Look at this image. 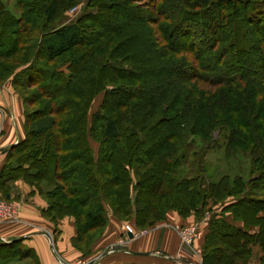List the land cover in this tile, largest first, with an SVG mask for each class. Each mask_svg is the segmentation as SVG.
<instances>
[{"label":"trees","instance_id":"1","mask_svg":"<svg viewBox=\"0 0 264 264\" xmlns=\"http://www.w3.org/2000/svg\"><path fill=\"white\" fill-rule=\"evenodd\" d=\"M13 1L15 8L23 11V14L16 15ZM65 2V0H0V84L10 79L14 89L21 96L27 129L26 136L8 148L7 161L0 170V197L10 199L14 183L19 179L35 186L48 200V206L43 209L46 217L54 222L67 215L75 218L77 235L73 238V244L84 253H87L86 245L92 240L89 234L103 228L109 222L102 198L104 183L107 181L115 187L116 194L123 193L126 204L124 207L128 208L125 213L119 211V204L124 205L121 197V201H118L117 205L115 202V207L112 206L114 215L129 216V213L135 211L139 226L152 225L164 219L169 210H176L183 216L202 215L205 207L220 203L222 207L218 206V209L221 208L222 215L213 216L206 234L203 264H246L247 259L253 254L254 245L264 247V207H252L264 205V198H246L245 184L242 183L241 176L232 183L229 174L222 176L218 182L208 179L202 165V159L210 144L215 141L212 134L218 127L225 131L224 138L228 143H233L237 139L236 127L228 128L230 123L228 112H222L219 118L217 112L213 113V110L207 107L208 104L192 103L188 92L175 97L165 80L156 81L153 86H147L143 80H136L138 81L136 84L119 82L123 76L112 77L106 69L109 64L97 62L98 59H102V54L96 60L100 65L98 64L94 77H91V86L95 88L94 94L99 91L105 92L104 101L99 109L105 119L100 133L101 138L112 140L115 145L110 152L104 146L100 147L101 156L100 154L95 156L91 143L93 130L88 125L85 113L86 102L93 95L86 93L84 96L86 102H78L83 97L79 95L81 99H76L73 108L79 109L80 114L64 116V121H61V114L54 106L55 103L59 106L71 104L72 94L67 90L71 89L72 85L70 76L62 70H51L45 66V60L50 62L67 52H76V48L82 45L87 46L88 37L91 46L96 41L95 38L92 39V34L87 35L88 31L80 24L81 21L58 24L51 28V25L59 22L66 9L63 6ZM177 2L172 12L174 21L185 20L203 26V30L206 32L209 30V33L215 35L216 42L213 45L215 46L222 34H226L221 24L222 18L227 15L223 13V3L227 5L232 3L230 4L232 7L240 4V7L246 6V9H249L247 5L264 3V0H191V2L177 0ZM107 8L105 7V10ZM162 31L169 37L172 27L164 26ZM116 35L111 31L107 37L113 42ZM242 36L240 32V40ZM173 42L171 38L168 39L169 45L174 44ZM234 44L237 51L235 39ZM98 48L102 49V46ZM243 49L242 47L240 50ZM128 55L130 60L137 59L140 62L149 60L150 63H154L155 70L151 68V71L157 73L155 77H160L161 65L159 66L160 62L157 63L158 58L147 56L141 58V53L132 51ZM83 56L84 53L80 59H71L73 63L70 64V73L78 71L73 68L74 65L85 66ZM146 58L148 60H145ZM215 62L214 57L207 64L212 67ZM127 74L128 78L140 76L139 72H136V76L133 72ZM46 75L49 76V81L41 82L42 77ZM51 79H54L55 85ZM229 80L233 82L236 78ZM109 82L115 84L109 88L107 87ZM39 83L53 87L50 91L43 90L48 93L44 95L48 100L43 102L48 104V111L43 108L45 106H37L41 97L36 96L38 91L31 90L36 86L39 89ZM233 83L236 86L237 83ZM234 96L235 94L226 96L229 105ZM56 97L61 99L58 101ZM242 106L249 109V106L243 104ZM191 137L200 138L202 141L200 148L197 138ZM255 144H259L261 148L264 145L263 142ZM150 146L157 149L155 153L149 150ZM190 146L196 147L194 148L196 174L183 176L182 165ZM144 155L150 159L149 163L144 162ZM141 164L143 165L140 166ZM71 172L82 188H85L83 199L76 195L75 200H71L72 195L66 196V184H63V181H66V174L69 175ZM134 175L142 179L147 176L145 189L140 192L138 198L132 197ZM44 183L50 188H44ZM237 194L241 198L225 203L228 197ZM88 198L93 202L85 209L84 206L72 204L79 199L86 206ZM139 200L145 203L144 206H138ZM243 205L249 206L245 208ZM152 212L153 216L150 215ZM245 213L247 215L254 213L257 222L250 225ZM252 226L257 228L254 230ZM239 260L243 261L238 262ZM15 261L40 264L34 249L25 245L22 239H15L9 243L1 242L0 264Z\"/></svg>","mask_w":264,"mask_h":264},{"label":"rangeland","instance_id":"2","mask_svg":"<svg viewBox=\"0 0 264 264\" xmlns=\"http://www.w3.org/2000/svg\"><path fill=\"white\" fill-rule=\"evenodd\" d=\"M65 1L63 6L64 9H66L63 11L59 22L51 25V28L58 24L64 25L81 21L80 24L88 31L87 35L89 33L92 34V39L95 38L96 41L94 45L91 46L90 37H88L87 46L82 45L76 48V52H67L53 61L49 62L45 60V66L47 69L51 70H62L70 76L69 79L72 85L71 89L68 88L67 90L72 94L70 96V100H72L71 104L59 106L55 103L54 106L61 114V121H64V116L80 114L79 109L73 108L74 102L81 99L79 95L83 96L81 99L83 101L80 100L78 102H86L84 98L86 93L90 96L93 95V98L91 97V99L86 102L85 113L87 115L88 125L91 126L90 128L93 130L91 143L96 154L95 156L101 153L100 147L104 146V148L108 149L110 152L111 149H114L113 147L115 145L114 141L101 138L102 136L100 133L105 124V119L103 118L104 115L101 113L102 111L99 112V109L104 101L105 92L99 91L94 94L95 88L91 86V77H94V73L98 69V66L103 62L109 64L106 69L112 77L118 78L119 76H123L119 82L136 84V82H138L136 80H143L144 84L147 86H153L152 84L154 82L165 80L169 84L168 87L172 90V93L175 94V97L176 95L188 92L189 97H191L189 100L192 103L199 102L200 105L208 104L207 107L213 110V113L217 112L219 118H221L222 112H228L230 118L228 128L236 127L237 139L233 143H228L224 138L225 131L222 127H218L213 132L212 139L215 141L210 144L209 150L202 159V165L206 171V175L208 179L218 182L222 176L229 174L231 183L234 182L238 176H241V181L245 184V193H247L245 196L246 198H264V145L262 146L263 148H261L259 144H255L256 142H263L264 144V3L247 5L249 9H246V6L240 7V4L237 7L236 4L232 7V5H230L232 3L229 5L223 3V13H227V15L222 18L223 21L221 24H223V32L226 34H222L219 42L217 41L216 45L213 46L216 42V37L211 32L209 33V30L207 32L203 30V26L195 22H186L185 20L179 21L178 19L176 22L174 21L172 12L178 4L177 0ZM189 1L191 2V0ZM12 3L13 8L17 11L16 15L23 14V11L20 12L15 8L14 1ZM105 7L109 9L107 8L105 10ZM168 25L172 27V32L169 37L162 31V28ZM233 28H235L234 31ZM111 31L117 34L113 42L112 39L107 37ZM240 32L243 35L241 40L239 39ZM170 38L174 41V44L170 43L169 45L168 39ZM234 39L237 43V51L235 49ZM115 44L118 45L115 46ZM99 46H102L104 50L98 48ZM242 47L244 49L240 50ZM89 48L91 49L89 50ZM130 51L138 54L141 53V58L142 56L158 58L157 63L160 62L159 66L161 65L160 77H155L157 73L151 71V68L155 70V65L154 63H150L147 58L145 60L148 61L141 62L137 59L130 60L128 55ZM83 53L85 66L77 67L74 65L73 68L78 71L70 73L69 68L73 63L71 59H80ZM102 54V59L97 60ZM203 56L207 60L204 59ZM214 57L216 62L214 66L210 67L207 63ZM96 60L100 63H97ZM162 65L165 67L163 68ZM129 72H133L135 76L136 72H139L140 76L128 78L127 73ZM208 76L212 77L209 78ZM48 77V75L42 77L41 82H48L50 79ZM203 77L208 80H205ZM229 78H236V80L233 81L237 83L236 86H234L235 84L233 82H230ZM55 79L58 81L57 78ZM51 82L55 85L54 79H51ZM39 84V89L37 88L38 86H36L31 90L35 92L38 91L39 94L37 93L36 96L41 97V99H38L39 103L37 106H45L43 108L48 111V104L46 102L43 103L44 100H48V98L44 96L48 93L43 92V90L50 91L53 87H51V85L46 87L41 83ZM113 84L115 83L109 82L107 87L110 88ZM226 94L228 96L230 94H235L230 105L226 102ZM75 95L78 96V98ZM56 98L59 101L62 96L61 98ZM242 104L244 106H249V109H244ZM193 138H197V143L200 148L202 144L200 138L191 137V139ZM194 146H196V144ZM194 146H190L185 153L186 157L182 165L183 176H194L196 174L197 168L195 166L197 165H195L194 157V150H196L194 148L196 147ZM149 150L155 153L157 149H152V146H150ZM143 159L145 163L150 162L148 161L150 159H148L146 155H144ZM142 165L143 164L140 166ZM64 166L63 164V168ZM66 175V181H63V184H66V196L68 194L72 195L73 197L71 200H75L74 198L76 195L79 199H83L85 188H82L83 186L76 181L73 172ZM146 180V175L143 179L136 175L133 176L134 187L131 189L133 198H138L140 192L144 191ZM107 182L104 183L102 198L108 212L109 222L111 219L120 221L123 232L121 237L113 240L107 246H103L97 251H94L93 248L95 244L105 234L109 222L103 226V228L92 231L89 234L92 240L86 245L85 249L87 253L82 252L84 256L90 255V257L81 260L92 261L93 259H97L100 264V260L106 254H109L108 251L110 250H113L110 253L121 250L129 253L132 249H130V243L132 244L139 238L149 236V233L154 229H168L178 237L175 230L176 226H193L197 221H202L205 216L209 215V224H202L199 229V235H201V233L206 231L210 226L213 216L222 215V210L220 208L222 206L220 203L215 204V206L210 204L205 207L202 215L190 214L189 216H183L176 210H169L165 214L164 219L152 225L139 226L136 222L135 211L129 213V216L121 214L122 217H117L114 215L112 206L115 207V202L117 205L118 201H121V197L122 204L124 205L119 204V211L125 213L128 211V208L124 207L126 204L123 193L120 192V195L116 194L114 191L115 187L109 184V181ZM45 185L44 183V188H50ZM238 197L241 198L239 194H237V196L228 197L225 203L236 200ZM0 199L13 202L12 199L1 197ZM79 199L76 202L73 201L72 204L84 206L83 209H85V207H90L93 202L88 198L85 206ZM144 204L139 200L138 206L142 207ZM218 206H220L219 209ZM243 206L246 208L249 205ZM252 207L260 208L264 207V205H253ZM172 212L177 213L182 220H178L177 218H175V220L170 219L169 216ZM152 214L154 213L152 212L150 215L153 216ZM17 215L18 220L6 222L20 221L19 205L17 207ZM65 217L73 216L67 215ZM246 217L250 225H254V223L257 222L254 213H248V215L245 213V218ZM127 225H131L135 234L125 233ZM252 227L254 230L257 228L256 226ZM199 235L196 237L192 246L189 247L191 254L188 260L183 256V258L179 257L178 254L171 256L168 260H172L173 264H203V246L199 245ZM51 239V246L54 251V248L56 250V236H51ZM120 240H123V243H120ZM259 247L261 249L260 253L264 255V247ZM258 252V250H254L252 254V261L255 262V264L258 261V256H260ZM58 253L56 251V254L64 259L62 255ZM148 253L160 255L161 251L154 250L153 252H147V254ZM64 260L66 262L68 261L66 259ZM249 260H251V258L247 259L246 264H248ZM242 261L243 260H239L238 262Z\"/></svg>","mask_w":264,"mask_h":264},{"label":"crops","instance_id":"3","mask_svg":"<svg viewBox=\"0 0 264 264\" xmlns=\"http://www.w3.org/2000/svg\"><path fill=\"white\" fill-rule=\"evenodd\" d=\"M26 133L23 101L9 79L0 84V170L7 161L8 148L22 140ZM11 195L10 199L19 205L20 221L0 222V243L22 239L25 245L34 249L40 264H61L58 261L56 251L69 263L90 257V255L84 256L82 251L73 244V238L77 235V227L73 217H65L54 222L43 215V209L48 206V202L35 186L19 179L14 183ZM177 215V213L172 212L169 217L172 220L175 218L182 220ZM122 232L121 222L111 219L105 234L97 241L93 250L97 251L99 248L107 246L113 240L121 237ZM207 233L208 229L199 235L200 246H204ZM54 235L56 236V250L54 248L53 251L51 236ZM130 249L131 252L129 253L121 250L106 254L100 260V264H173L172 260H168L171 256L178 254L179 257L183 256L188 260L191 254L187 248L181 247L176 234L168 229L152 230L149 236L130 243ZM154 250L161 251L160 255L156 253L147 254V252ZM254 250H258L260 255L256 264H264V255L260 253V247L254 245ZM252 259L253 256H251L248 264H255ZM25 262L15 261L7 264H25Z\"/></svg>","mask_w":264,"mask_h":264},{"label":"built area","instance_id":"4","mask_svg":"<svg viewBox=\"0 0 264 264\" xmlns=\"http://www.w3.org/2000/svg\"><path fill=\"white\" fill-rule=\"evenodd\" d=\"M17 207L18 204L16 202H11L9 200L5 199H0V222H6V221H15L18 220V215H17ZM202 224L208 225L209 224V215L204 217V220L202 221H197L193 226H185V227H180L176 226L175 230L176 233L178 234V238L180 241V245L182 248H187V250L190 251L189 247L192 246L194 243L196 237L199 235V229ZM126 234H135L133 228L131 225L126 226L125 230ZM123 238V237H122ZM52 241V239H51ZM120 243H123V240H120ZM113 251V250H112ZM111 250L108 251V253L112 252ZM200 252V250H199ZM191 253V251H190ZM198 253V252H197ZM200 256V254H199ZM58 257V261L61 264H89L91 260L85 261V260H78L75 263H68L64 259ZM94 263L97 264L98 260L93 259Z\"/></svg>","mask_w":264,"mask_h":264},{"label":"water","instance_id":"5","mask_svg":"<svg viewBox=\"0 0 264 264\" xmlns=\"http://www.w3.org/2000/svg\"><path fill=\"white\" fill-rule=\"evenodd\" d=\"M94 263V260H92L89 264H93Z\"/></svg>","mask_w":264,"mask_h":264}]
</instances>
